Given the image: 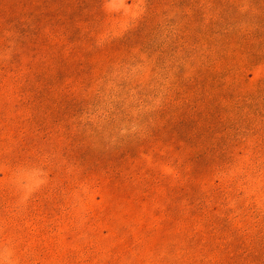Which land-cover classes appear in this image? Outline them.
Instances as JSON below:
<instances>
[{
  "label": "rangeland",
  "instance_id": "obj_1",
  "mask_svg": "<svg viewBox=\"0 0 264 264\" xmlns=\"http://www.w3.org/2000/svg\"><path fill=\"white\" fill-rule=\"evenodd\" d=\"M0 264H264V0H0Z\"/></svg>",
  "mask_w": 264,
  "mask_h": 264
}]
</instances>
